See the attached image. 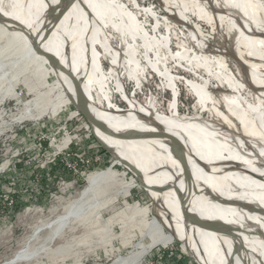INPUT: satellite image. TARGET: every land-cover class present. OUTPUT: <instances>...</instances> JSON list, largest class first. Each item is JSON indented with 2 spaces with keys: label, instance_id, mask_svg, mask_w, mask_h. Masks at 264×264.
<instances>
[{
  "label": "bare ground",
  "instance_id": "6f19581e",
  "mask_svg": "<svg viewBox=\"0 0 264 264\" xmlns=\"http://www.w3.org/2000/svg\"><path fill=\"white\" fill-rule=\"evenodd\" d=\"M165 1L170 9L166 13L169 27L188 24L190 15L202 17L213 25L227 24L229 29L239 31L236 48L231 46L220 51L212 60L204 47L206 35L196 22L197 26L193 28L194 24L188 38L180 43L179 52L174 54L167 44L169 38L161 40L146 31L121 0H26L23 7L10 11L0 2V11L11 19L9 24L0 21L1 77L10 71L18 74L23 70L19 62L25 56L30 67L32 63L40 71L56 75L49 59L39 54L33 40L21 31L19 26H22L35 34L39 45L56 60L60 59L65 67L67 77L57 76L61 90L57 107L69 102L70 88L79 97L85 92L98 104L91 90L94 84L99 85L107 101V108L100 110L118 134L96 126L92 127L94 133L119 160L114 162L131 166L132 183L137 180L164 210L162 218L153 214L149 219L148 207H136L137 219L129 221L131 227L136 226L141 239L148 236L150 241L145 244L141 240L136 246L139 252L118 257L112 264H136L153 246L181 240L184 234V248L195 252L205 264H264V0H207L210 9L197 0ZM56 14L64 16L51 29ZM108 24L116 28L114 32L118 36H130L133 42L126 39L125 49L123 42L121 46L116 45L114 37L105 31ZM136 40L142 41L141 49L136 46ZM98 46L106 55H112L113 70L118 77L125 53V73L128 71L136 80L142 78L141 69L137 70L141 67L140 52L143 54L145 49V65L157 69L173 89L179 84L171 71L160 68L159 64L165 66L164 58L149 60L153 52L163 55V47L168 51V59L173 58L196 74L204 72L201 81L190 82L202 112L179 117V108L174 107L176 111L166 117L158 113L153 100L143 103L129 95L124 81L119 79L118 88L124 91L129 107L118 106L110 100L108 79L103 76L104 71L100 72ZM228 55L236 61L241 74L231 67ZM212 79L222 87L227 110L218 106L220 100L215 101L218 95L211 88ZM246 83L251 92L243 91ZM207 109L212 111L211 118L205 116ZM219 111L222 114H217ZM226 121L241 126L235 129ZM116 177L117 172L112 168L90 174L78 199L41 227L49 229V236L41 241L42 245L36 232L34 238L26 240L4 264L31 261L48 246L87 231V224L82 227L76 221L84 219L86 222L85 214L91 217L94 212L100 217L131 187V182L120 192L111 187ZM128 206V209L135 207ZM77 216L80 218H75ZM202 220H219L232 225L233 230L227 229L232 236L226 234V228L216 231L202 224Z\"/></svg>",
  "mask_w": 264,
  "mask_h": 264
},
{
  "label": "rangeland",
  "instance_id": "374dc122",
  "mask_svg": "<svg viewBox=\"0 0 264 264\" xmlns=\"http://www.w3.org/2000/svg\"><path fill=\"white\" fill-rule=\"evenodd\" d=\"M199 1L208 5L207 0H197ZM0 2L4 9L10 11L18 6L23 7L26 0ZM121 2L126 4V9L135 13V17L146 31L161 40L168 37L167 44L171 49L169 50L174 54L179 52L180 43L188 38L194 24L193 28L197 26L196 22L206 35L207 42L204 47L213 57L212 60L220 51H226L231 46L236 48L240 37L239 31L229 29L227 24L213 25L211 21L190 14L188 24L180 23L176 28L169 27L166 13L170 9L166 7L165 0H121ZM262 2L264 5V1ZM117 3L119 4L120 1ZM208 8L210 9L209 5ZM176 11L180 15L178 8ZM197 13L199 14L198 10ZM106 27L105 31L108 30L114 37L116 45L121 46L123 42V49L127 47L126 39L133 42L130 36L126 38L119 35L122 37L120 38L114 32L116 28L113 25L108 24ZM115 33L117 36H114ZM140 43L141 40L135 42L139 48L143 45ZM187 46L190 44L187 43ZM97 48L101 51L98 55L100 72L104 71L103 76L108 79L110 100L118 106L123 109L129 107L124 91L121 92L118 88L119 79L124 81L125 91L129 95H133L143 103L153 100L158 107V113L166 117H171L177 108H179V117L202 112L201 104L190 82L201 81V76H205L204 72L196 74L192 69L178 64L173 58L168 59V51L164 47L161 49L163 55L161 52L158 56L154 52L149 53L151 56L149 60L164 58L165 66L159 64L160 68L164 69L163 71L166 69L171 71V76L179 84L173 89L167 85L168 82L165 83V77L157 69H150L145 65L147 57L145 49L142 50L143 54L140 52L141 67L137 70L139 72L141 69L142 78L136 80L128 71L125 73L124 58L127 57L125 53L120 62L121 76L118 77L117 72L113 70L112 55H106V51L104 52L100 46ZM228 56L231 67L236 73L241 74L236 61ZM19 67L24 69L18 74L10 71L6 76L1 77L0 72V264H4L20 250L26 240L34 238L36 232L39 242L44 241L49 236V229L41 227L78 199L88 184L90 174L112 168L117 172V177L115 185L111 187L119 192L124 185L133 181V172L123 166L122 162H114L116 158L102 147L92 126L70 101L59 107L56 106L61 96V90L57 85L59 80L57 74L40 71L41 69L32 63L30 67L26 56L19 62ZM211 82V88L218 95L215 101L220 100L218 106H221V110H227L222 87L218 86L219 82L214 79ZM228 89L231 91L229 87ZM246 89L251 92L247 83L243 91ZM91 92L98 103L94 105L107 108L106 98L99 85L94 84ZM251 100H254L253 95ZM204 113L205 116L212 117V111L209 109ZM217 114H222V111ZM226 124L235 129L241 126L240 123H237L238 126L228 122ZM125 192L126 195L124 193L122 198L119 197L111 207L100 214V217L94 212L91 217L85 214L87 223L84 219L76 221L82 227L87 224V231L80 232L75 238L48 246L31 261H21L17 264H112L118 257L139 252L136 247L138 243L142 240L148 244L150 240L148 236H143L141 239L136 226L131 227L129 221L137 219L134 216L136 207H148L151 211L148 214L149 219L153 214L162 218L164 210L162 204L137 180ZM7 197L9 200L14 199L12 205L5 201ZM128 205L135 206L134 210L128 209ZM112 216L115 218L112 219ZM121 219L122 222L119 221ZM123 222H129V228L128 224L125 225ZM136 264H197V262L186 253L177 239L168 245L153 246Z\"/></svg>",
  "mask_w": 264,
  "mask_h": 264
},
{
  "label": "water",
  "instance_id": "95a60500",
  "mask_svg": "<svg viewBox=\"0 0 264 264\" xmlns=\"http://www.w3.org/2000/svg\"><path fill=\"white\" fill-rule=\"evenodd\" d=\"M64 16V14H56L53 21L51 22V29L57 26L58 22L61 20V18ZM0 21L1 22H5L7 24H9L11 22L10 18H7V16H5V14H3L0 11ZM19 28L21 29V31L25 32L32 40L35 46V50L41 54L46 56L49 59L50 65L53 67V69L56 71L57 76L62 77V75L66 74L67 72L65 71V67L62 64V61L56 60L53 56L49 55V53H47L40 45H39V40L38 37L35 36V34H31V32H29L27 29H25L22 26H19ZM66 73H65V72ZM67 75V74H66ZM65 75V76H66ZM67 77V76H66ZM69 101L76 107V109L86 118V120L89 122V124L93 127H99L102 128L104 130H108L110 132L116 133L118 134V132H116V128L115 126H113V124L111 123L110 120H108L105 116L102 115V111L100 110L99 107H96L94 105V103L91 101V99L85 94V92L82 94L81 97L77 96L73 90H69V92L67 93ZM96 137V135H95ZM97 138V137H96ZM98 139V138H97ZM98 141L100 142V144L102 145L103 148H105L106 150H109V147L107 145H105L102 141H100L98 139ZM111 153V152H110ZM112 154V153H111ZM113 155V154H112ZM123 166H125L128 170H131V166L127 165L125 163H122ZM202 224H204L205 226H207L210 229L216 230V231H221L223 228H226L225 232L226 234H228L229 236H232L230 231H227V229H231L233 230L234 227L232 225H227L219 220H202ZM228 227V228H227ZM185 236V234H184ZM184 236H182L183 239L179 240L183 246V248L185 247V243H184ZM233 240L237 241V238L234 237ZM184 250L186 251V253L192 257L195 262H197V264H205V262L203 261V259L199 256H197V254L195 252L190 251L189 249L184 248Z\"/></svg>",
  "mask_w": 264,
  "mask_h": 264
},
{
  "label": "built area",
  "instance_id": "2783aa9c",
  "mask_svg": "<svg viewBox=\"0 0 264 264\" xmlns=\"http://www.w3.org/2000/svg\"><path fill=\"white\" fill-rule=\"evenodd\" d=\"M19 95H21V92L19 93ZM5 201H6L7 204H9V205H12V204L14 203V199H13V198L9 200V198L7 197Z\"/></svg>",
  "mask_w": 264,
  "mask_h": 264
}]
</instances>
